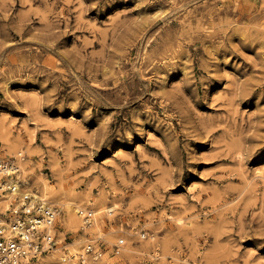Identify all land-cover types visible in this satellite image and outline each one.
<instances>
[{"label": "rangeland", "instance_id": "obj_1", "mask_svg": "<svg viewBox=\"0 0 264 264\" xmlns=\"http://www.w3.org/2000/svg\"><path fill=\"white\" fill-rule=\"evenodd\" d=\"M0 132L57 212L28 264H264V0H0Z\"/></svg>", "mask_w": 264, "mask_h": 264}, {"label": "built area", "instance_id": "obj_2", "mask_svg": "<svg viewBox=\"0 0 264 264\" xmlns=\"http://www.w3.org/2000/svg\"><path fill=\"white\" fill-rule=\"evenodd\" d=\"M0 172L9 176L4 186L9 193L17 194L22 190L16 164L0 161ZM11 212L13 217L10 220L2 221L0 218V264H20L26 257L34 259L54 249L56 240L53 228L57 212L45 198L37 197L30 190H22ZM80 214H83L84 222L88 224L92 211L80 210ZM119 242L122 243L123 239ZM94 248L92 243H88L85 253H91L96 259L101 251ZM80 259L81 264H87L84 258Z\"/></svg>", "mask_w": 264, "mask_h": 264}, {"label": "bare ground", "instance_id": "obj_3", "mask_svg": "<svg viewBox=\"0 0 264 264\" xmlns=\"http://www.w3.org/2000/svg\"><path fill=\"white\" fill-rule=\"evenodd\" d=\"M2 124V123H1ZM1 129H2V127H1ZM8 129H9V127H8ZM7 130V129H6ZM3 131V130H2ZM9 131V130H8ZM7 132V131H6ZM5 132V133H6ZM0 133H2V132H0ZM4 133V134H5ZM19 135V134H18ZM4 136H6V135H4ZM8 137V136H7ZM16 137H18V136H16ZM19 137H21V136H19ZM6 138V137H5ZM15 138V137H14ZM2 139V138H1ZM0 139V140H1ZM8 140V139H7ZM4 141V140H3ZM5 142V141H4ZM16 142V141H15ZM18 144V143H17ZM22 144V143H21ZM7 145H8V143H7ZM10 145H11V143H10ZM23 145V144H22ZM21 145V146H22ZM28 145V144H27ZM26 145V146H27ZM9 146V145H8ZM20 146V147H21ZM25 146V147H26ZM13 147V146H12ZM10 148H11V146H10ZM27 148V147H26ZM25 148V149H26ZM24 149V148H23ZM24 149V150H25ZM27 150V149H26ZM18 151V150H17ZM23 152V151H22ZM15 153V152H14ZM19 154H22V153H19ZM17 155V154H16ZM23 155V154H22ZM19 159L21 160V158L19 157ZM18 159V160H19ZM19 160V161H20ZM18 161V162H19ZM22 162V161H21ZM24 162V161H23ZM19 164V163H18ZM23 164V163H22ZM25 164H26V162H25ZM21 165V164H20ZM17 166H19V165H17ZM22 166V165H21ZM20 167V166H19ZM25 167V166H24ZM21 169H22V167H21ZM61 170V169H60ZM23 171V170H22ZM258 171V170H257ZM257 171H256V174H258L257 173ZM24 172V171H23ZM258 172H261V171H258ZM262 173V172H261ZM39 175V174H38ZM62 180V179H61ZM60 180V181H61ZM62 182V181H61ZM44 185V187H46L45 189L43 188V190H44V193L47 195V193H48V195L49 196H54V195H57V194H59L60 196H61V194L60 193H63L61 190L63 189H60V191H56L54 188H53V186L52 185H47V184H43ZM60 186V185H59ZM4 190V189H3ZM74 190V189H73ZM64 191V190H63ZM70 196H71V194H69ZM16 196V195H15ZM59 196V197H60ZM62 196H63V194H62ZM48 197V196H47ZM50 198V197H49ZM0 202H7V200L6 199H1V201ZM62 204H64L65 206H66V214H65V217H66V222H68L69 220V218H70V222L72 221L73 222V224L75 225V226H77L78 224H79V220H78V216L76 215L77 214V212H78V210H81L80 208H79V205L76 203V202H74L73 200H66L64 203H62ZM86 205H88V204H86ZM115 205V204H114ZM114 205L112 206V207H110V208H108L107 210H108V212H111L112 211V209L114 208ZM92 206V205H91ZM95 206H97V209H99L98 207H101V204H97V205H95ZM101 209V208H100ZM101 213V212H100ZM10 216V215H9ZM67 217H69L68 219H67ZM62 219V218H61ZM69 223V222H68ZM90 226H96V223H95V221L93 220L92 222H91V224H90ZM95 228V227H94ZM90 239V238H89ZM81 240H77V241H74V242H72L70 245H71V248H72V250H71V252H73V253H75V251L76 252H78L79 251V253L78 254H80L81 256H84L85 255V252L83 251V249L81 248ZM53 251H58V246L57 247H55L54 249H53ZM52 251V252H53ZM52 255V254H51ZM59 255H60V253H59ZM79 256V255H78ZM66 259H67V255H61V256H57V255H53V256H50V258H46V260H49V261H51V262H54V264H59L60 262H64V263H66V264H69L68 262H66ZM30 259L28 258V257H26V258H24L23 259V264H28V261H29ZM84 260H86L85 258H84ZM60 261V262H59ZM59 262V263H58ZM72 263H74V262H72ZM32 264H36V263H32Z\"/></svg>", "mask_w": 264, "mask_h": 264}]
</instances>
